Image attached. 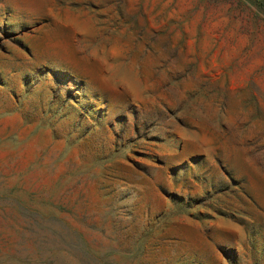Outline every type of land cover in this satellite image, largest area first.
<instances>
[{"label":"rangeland","instance_id":"obj_1","mask_svg":"<svg viewBox=\"0 0 264 264\" xmlns=\"http://www.w3.org/2000/svg\"><path fill=\"white\" fill-rule=\"evenodd\" d=\"M0 264H264V0H0Z\"/></svg>","mask_w":264,"mask_h":264}]
</instances>
